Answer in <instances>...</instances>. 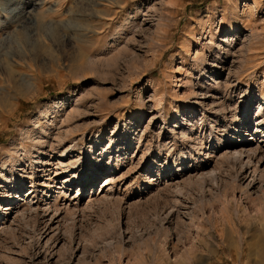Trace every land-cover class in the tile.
Segmentation results:
<instances>
[{
    "label": "rangeland",
    "instance_id": "1",
    "mask_svg": "<svg viewBox=\"0 0 264 264\" xmlns=\"http://www.w3.org/2000/svg\"><path fill=\"white\" fill-rule=\"evenodd\" d=\"M0 99V264H264V0H0Z\"/></svg>",
    "mask_w": 264,
    "mask_h": 264
},
{
    "label": "bare ground",
    "instance_id": "2",
    "mask_svg": "<svg viewBox=\"0 0 264 264\" xmlns=\"http://www.w3.org/2000/svg\"><path fill=\"white\" fill-rule=\"evenodd\" d=\"M8 104H9L8 100H2V99H0V110L2 108H7L8 107Z\"/></svg>",
    "mask_w": 264,
    "mask_h": 264
}]
</instances>
